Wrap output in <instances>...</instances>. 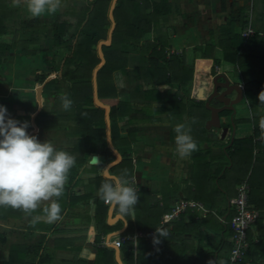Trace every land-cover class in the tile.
Instances as JSON below:
<instances>
[{"label": "crops", "instance_id": "obj_1", "mask_svg": "<svg viewBox=\"0 0 264 264\" xmlns=\"http://www.w3.org/2000/svg\"><path fill=\"white\" fill-rule=\"evenodd\" d=\"M161 1L154 0L156 3H162ZM162 9L164 15L160 16L147 40L159 41L169 52L186 53L190 63L194 60L196 47H204L208 42L220 38L224 40L223 43H228L227 36L224 35L228 30L240 34L251 24L254 29L264 31V0H167ZM12 32L7 35H12ZM220 33H223V38ZM14 51L11 50L13 55ZM215 54L221 59V64L216 65L217 75L223 74L232 82L244 86L242 80L235 76V64L223 58V49L218 47ZM114 81L118 87V97L100 99L110 108L120 101H132V90L127 86L121 71L114 73ZM192 86V83L187 86L172 83L161 84L157 88L162 94L167 90L179 92L185 98L183 105L170 101L167 107H162L163 100L151 102L142 100L141 97L133 100V108L138 112L129 118L134 117L138 123L135 142L130 146H121L120 150L115 148L112 135L111 141L108 137L105 117L107 141L98 144L96 153L80 167L73 182H70V177L65 173L68 166L63 160V148H70L78 135L68 133L66 129L55 130L56 144L43 148L42 155L31 162L39 165V170L35 177L36 169H32L25 181L30 188L26 195L36 196V204L30 205L29 200L27 205L20 204L18 199L23 191H10L11 200L0 202V205H11L9 216H0V264H7L10 259L14 260L12 264H128L124 251L128 244H131L129 253L135 257V264L138 263L139 256L140 264H207L209 255L212 254V264H227L232 249V232L227 227L234 215L230 201L237 197L240 184L233 186V182L228 183L226 180L220 183L219 179L227 167L220 170L221 151L214 146V141L222 140L221 131L217 129L228 119L232 127L233 122L236 126L234 134L232 131L234 140L252 137L254 124L249 121L264 118V99L259 102H242L236 106L233 121L230 111V115L221 116L220 127H206L207 132L201 129V121L196 122L192 118L194 102L200 100L197 98L190 102ZM150 88L152 85L144 83L143 90ZM43 94L44 90L42 97ZM214 100L211 102L213 106H222L217 100L215 104ZM150 104L156 111L153 118H150L148 112L151 110ZM95 106L99 107L96 103ZM144 106L147 107L146 110H143ZM60 108L59 113L66 112L63 105ZM39 113L38 111L33 117L34 130L51 131L45 129L44 123L41 127L38 125L36 118ZM210 117L211 114L206 118L205 126ZM118 126L123 129L122 139L128 138L127 119H121ZM260 126L263 127L264 122ZM61 141H65V145ZM111 143L120 153V160L111 149ZM231 145L230 143L229 146ZM107 148L116 159L100 169L98 165ZM37 151L35 147L30 150L35 154ZM123 152L129 153L134 159V172L129 180H119L117 183L106 172L110 174V168L121 162ZM95 155L98 156V162L92 164L91 160ZM101 176L114 180L115 189L100 188L99 185L90 183ZM234 180L233 175L229 181ZM2 185L1 181L0 199L4 200L7 194ZM69 186L75 199L73 206L64 211L51 209L56 193ZM260 191L262 194L257 202L261 207L257 204L255 206L261 210V217L249 232L251 244L254 245L255 242L259 251L256 264H264V178L260 182ZM103 192L106 193V198H110L109 203L104 199L107 207L105 224L110 227L107 233L102 232L104 224L100 226L97 216V200L102 197ZM123 192L131 194L132 198L128 204L119 205ZM181 200L201 203L205 209L188 208L178 218L164 224L165 215L173 211ZM141 233H154V236L152 239L136 238ZM119 234L130 237L121 248L100 244L103 236ZM98 238L100 239L97 240ZM252 250L254 253V246ZM105 251L113 253L112 261ZM152 253H155V258Z\"/></svg>", "mask_w": 264, "mask_h": 264}, {"label": "trees", "instance_id": "obj_2", "mask_svg": "<svg viewBox=\"0 0 264 264\" xmlns=\"http://www.w3.org/2000/svg\"><path fill=\"white\" fill-rule=\"evenodd\" d=\"M112 1L90 0V4L87 7L82 9L71 8L67 13L79 18L77 24L66 20L56 25L55 47L65 46L70 40H64L68 34H72L76 42L69 48L71 54L64 59L61 76L51 79L44 87V93L48 94L54 90L53 95L58 97V104L63 105L66 112L63 114L47 112L46 109L42 108L36 118V122L40 127L45 123V128L66 129L68 133L78 135V139L71 143L70 148H63V160L68 166L65 173L70 177V182L77 178L80 167L88 162L89 157L93 153H96L98 144L106 143L107 141L105 128L106 111L101 107L95 106L93 73L102 61L99 57L98 43L108 39L111 28L112 23L109 18V12ZM161 2L156 3L154 0H118L113 11L116 26L113 31L112 42L109 45L102 46L105 64L97 71L99 99L118 97V87L114 81V73L117 71L123 73L127 86L132 90L131 102L120 101L116 105H112L110 110L112 141L118 150L122 148L121 146H130L135 142L138 123H136L137 121H135L134 117L129 118L133 113L138 112L133 108V100H138L140 97L142 100L147 99L151 102L153 100H163L162 107H167L170 101L173 103L174 101L179 102L182 105L185 103V98L179 92L172 93L167 90L164 94L160 93L157 88L161 84L178 83L181 86L193 84L190 102L196 101L197 98L200 100L197 103L194 102L192 118L196 122L201 121V129L207 131L205 120L210 116L211 112L206 107V100L213 92V78L218 73L216 65L221 64V59L217 58L215 54L218 47L223 49V58L235 64V76L244 83L245 99L249 102H259L264 99V37L255 35L249 39H244L242 32L237 34L228 30L224 34L227 36L228 43H223L224 40L220 38V40L208 42L204 47H196L194 60L190 63L186 53L178 54L175 52L168 55L165 45L159 41L147 40L155 24L159 22L160 16L164 15L162 7L167 0H162ZM54 4H58V0ZM38 22L36 18L30 21L23 19L20 10L12 8L7 0H0V36L10 34L13 31L11 26L14 23L21 24L23 30H35ZM224 35L220 33V37L222 36L223 38ZM15 42L0 41V64L5 59V56L15 48L17 43V48L20 49L24 56L36 57L42 47L40 38L36 33H32L28 40L18 42L16 39ZM46 79L47 76L42 71H39L36 81L39 84H43ZM144 83L152 85V88L143 90ZM66 84L69 85L67 86ZM62 88H66V90L60 92L59 90ZM165 99L169 100L166 101ZM146 108L144 106L143 110H146ZM150 109L148 112H150V118H153L156 111L151 104ZM230 114V111H223L221 116ZM58 119L62 124L65 123L63 127H59L61 125L59 124L58 126V123L54 121ZM121 119H127L129 137L126 139H122L121 131L123 129L118 126ZM249 122L254 124V135L249 138L235 139L232 145L229 146L233 127L230 119L226 120L221 128L217 129L221 131L220 139L222 140L214 141V146L221 151L222 162L220 170L222 171L227 167L225 173L219 179L220 183L225 180L231 183L229 179L233 175L235 177L233 186L241 184V182L248 179L251 187L250 203L261 207L257 201L262 194L260 182L264 178V126H260V123L264 122V118H256ZM197 127L196 125V129ZM12 129L13 125L7 115L0 110L1 166L6 165L3 160L4 156L15 152L24 141V138L30 133V130H27L21 137L13 138L6 133ZM28 144L26 143V146ZM103 156L104 158L98 165L100 169L116 159L109 148L103 152ZM29 167L36 169V177L39 165L31 164ZM133 172L134 159L127 152H123L121 162L110 168V174L116 176L121 182L129 180ZM6 173L7 178L13 177L12 170L7 169ZM90 183L99 185L100 188L115 189L114 180L106 179L102 176L92 180ZM216 192L218 193V190ZM4 193L9 195V191H4ZM56 196L55 202L50 206L51 209L64 211L66 208L73 206L75 202L70 186L60 189ZM105 196L106 193L103 192L102 197L97 200V216L100 220V226L104 224V227H101L102 232L107 233L110 227L105 224L107 212V207L104 205ZM131 198V194L123 192L120 196L119 205L121 203L128 204ZM10 210V204L0 205V216L8 217ZM227 228L230 229V227ZM131 229L132 226L130 227ZM253 246L254 253L252 250ZM255 246H257L255 242L253 245L250 241L248 257L254 258L253 260L256 263L259 251ZM130 247L131 244H128L124 248L126 258L128 264H135V257L132 253H129ZM105 252H107L112 261L113 253ZM152 255L155 258V253H152ZM140 258L139 256L137 264H140ZM213 258V254L209 255L207 264H212ZM13 262L14 260L10 259L7 264H12Z\"/></svg>", "mask_w": 264, "mask_h": 264}, {"label": "rangeland", "instance_id": "obj_3", "mask_svg": "<svg viewBox=\"0 0 264 264\" xmlns=\"http://www.w3.org/2000/svg\"><path fill=\"white\" fill-rule=\"evenodd\" d=\"M7 1L13 6L12 8L20 10L23 19L30 21L36 18L39 22L35 30H23L21 24L14 23L11 26L13 29L12 35L0 36V41L13 43L17 39L19 42L21 40H28L32 33H36L40 38L42 47L39 55L35 58L30 56L25 58L20 49L17 48V43L15 48H13L15 54L13 55L10 51L0 64V110L5 112L10 123L13 125V129L6 133L10 134L13 138H19L25 131L30 130V133L24 138V140L28 139V146L16 158L14 157V152L5 155L3 160L6 165H0V183L1 181L5 183L2 189L9 191V195L7 194L4 200L0 199V202L11 200L10 191H21V193L23 191L18 202L27 205V201L29 200V204L33 205L36 204L38 198L36 199V196L34 197L33 195L29 197L26 195L30 188L25 181L32 171L29 165L40 156L43 148L56 144L54 135L55 130L57 131L55 128H45L51 131L42 132V129H39V132V130L35 131L33 128V117L40 109L37 99V89L41 84L36 81L37 70L42 71L47 76V79L61 76L64 59L71 54L69 48L75 44L76 40L72 34H68L64 40L70 39L69 42L63 47H55L54 35L56 33V25L66 20L77 24L79 18L68 14V10H71V8L82 9L87 7L90 4V0H58V4L56 5L54 3L57 0ZM66 85L68 86L69 84ZM66 88H62L59 91L62 92ZM53 93L54 90L51 93L43 94L44 101L42 106L47 112L59 113V110L62 108L58 104V97L54 96ZM214 103L217 104L215 100ZM54 121L58 123V126L59 124L61 125L59 127H63L65 124H62L59 119ZM55 122L53 123L56 124ZM60 143L65 145V141H61ZM33 147L38 150L36 154L30 152ZM7 169L12 170V178H7ZM4 226L7 227L6 225Z\"/></svg>", "mask_w": 264, "mask_h": 264}, {"label": "built area", "instance_id": "obj_4", "mask_svg": "<svg viewBox=\"0 0 264 264\" xmlns=\"http://www.w3.org/2000/svg\"><path fill=\"white\" fill-rule=\"evenodd\" d=\"M255 35L264 37V31H258L248 24L242 31V37L244 39H249ZM168 52V55L174 52ZM250 192L251 187L248 179L244 180L238 186V195L236 198L232 199L231 205L234 208V215L232 219L228 222L231 229V243L232 249L229 255L230 264H256L253 259L248 257V251L250 248L249 232L251 228L257 223L258 219L261 217V210L250 203ZM106 203L110 202V198H106ZM188 208L191 209H205L204 205L195 201L181 200L176 205V207L165 215L163 223L167 224L175 220L180 216V214L185 213ZM154 233L151 234H137L136 238L145 237L152 239ZM129 236L117 235V236H103L101 238L100 244L102 246H112L121 248L128 240Z\"/></svg>", "mask_w": 264, "mask_h": 264}, {"label": "water", "instance_id": "obj_5", "mask_svg": "<svg viewBox=\"0 0 264 264\" xmlns=\"http://www.w3.org/2000/svg\"><path fill=\"white\" fill-rule=\"evenodd\" d=\"M118 0H113L111 7H110V12H109V18L111 20V28L109 30V35H108V39L107 40H102L98 43V52H99V57L102 60L101 64L94 70L93 73V86H94V100L95 103L106 110V118H107V124H108V137L111 141V118H110V106L106 105L105 103H103L99 97H98V87H97V71L105 64V57L102 51V46L103 45H109L112 42V35H113V31L115 29L116 26V22L114 19V15H113V11L116 7V3ZM51 80V78L46 79V81L41 84L38 89H37V99L39 101V105H40V109L39 112L42 110V104H43V97H42V93L44 90V87L46 86V84ZM214 81V89L213 92L211 93V95L208 97L207 101H206V107L210 110L211 112V117L210 119L207 121V128H216V127H220L221 126V115L220 113L224 110H229L232 112L231 114V119L233 121L234 119V115L236 113V106L241 104L244 101H247L245 99V93H244V86L242 84L236 83V82H232L227 76L223 75V74H218L213 78ZM233 95L235 96L233 98ZM217 100L220 103H222L221 107H216L213 106L211 104V102L213 100ZM236 130V126L235 123L233 122V134ZM27 138L21 143V145L18 147V149L14 152V157L16 158L21 151L25 148L26 143H27ZM234 141V136L232 137V141L231 144ZM111 145V149L114 150L115 154L118 156V160H120V153L114 149L112 143ZM98 162V156L95 155L92 160L91 163L92 164H96ZM106 174L109 177H112L113 179H115V181L117 183H119V179L116 176L110 175L108 173V171L106 172ZM118 197V195H117ZM131 210L132 213L134 214V208L132 205V201H131Z\"/></svg>", "mask_w": 264, "mask_h": 264}]
</instances>
